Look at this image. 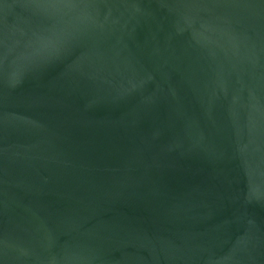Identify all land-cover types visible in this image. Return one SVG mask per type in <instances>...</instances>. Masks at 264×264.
Here are the masks:
<instances>
[{"label": "water", "instance_id": "95a60500", "mask_svg": "<svg viewBox=\"0 0 264 264\" xmlns=\"http://www.w3.org/2000/svg\"><path fill=\"white\" fill-rule=\"evenodd\" d=\"M0 264H264V0H0Z\"/></svg>", "mask_w": 264, "mask_h": 264}]
</instances>
